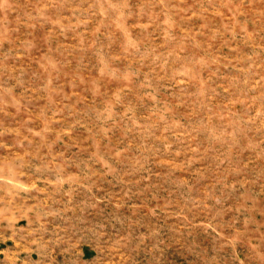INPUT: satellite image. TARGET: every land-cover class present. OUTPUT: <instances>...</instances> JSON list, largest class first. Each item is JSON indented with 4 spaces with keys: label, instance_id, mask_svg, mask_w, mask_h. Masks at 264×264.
<instances>
[{
    "label": "rangeland",
    "instance_id": "1",
    "mask_svg": "<svg viewBox=\"0 0 264 264\" xmlns=\"http://www.w3.org/2000/svg\"><path fill=\"white\" fill-rule=\"evenodd\" d=\"M0 264H264V0H0Z\"/></svg>",
    "mask_w": 264,
    "mask_h": 264
}]
</instances>
